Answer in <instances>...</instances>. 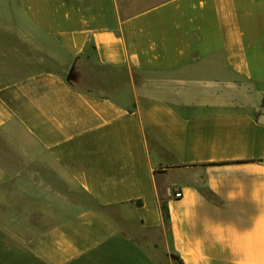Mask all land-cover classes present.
Returning <instances> with one entry per match:
<instances>
[{"label": "crops", "instance_id": "crops-1", "mask_svg": "<svg viewBox=\"0 0 264 264\" xmlns=\"http://www.w3.org/2000/svg\"><path fill=\"white\" fill-rule=\"evenodd\" d=\"M173 255L264 264V0H0V264Z\"/></svg>", "mask_w": 264, "mask_h": 264}, {"label": "trees", "instance_id": "trees-1", "mask_svg": "<svg viewBox=\"0 0 264 264\" xmlns=\"http://www.w3.org/2000/svg\"><path fill=\"white\" fill-rule=\"evenodd\" d=\"M162 210L165 214V219L168 220V218H169L168 207L164 203L162 204ZM173 257L175 258L177 264H184V262L182 261V259H180L179 256L173 255Z\"/></svg>", "mask_w": 264, "mask_h": 264}, {"label": "built area", "instance_id": "built-area-1", "mask_svg": "<svg viewBox=\"0 0 264 264\" xmlns=\"http://www.w3.org/2000/svg\"><path fill=\"white\" fill-rule=\"evenodd\" d=\"M174 196L175 197H182L183 196V191L181 189H175Z\"/></svg>", "mask_w": 264, "mask_h": 264}, {"label": "rangeland", "instance_id": "rangeland-1", "mask_svg": "<svg viewBox=\"0 0 264 264\" xmlns=\"http://www.w3.org/2000/svg\"><path fill=\"white\" fill-rule=\"evenodd\" d=\"M81 86V85H80Z\"/></svg>", "mask_w": 264, "mask_h": 264}]
</instances>
